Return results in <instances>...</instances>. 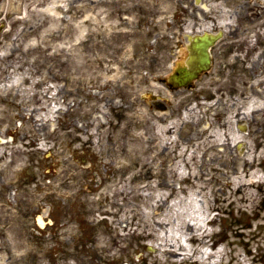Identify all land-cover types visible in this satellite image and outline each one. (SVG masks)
<instances>
[{
    "label": "rangeland",
    "instance_id": "1",
    "mask_svg": "<svg viewBox=\"0 0 264 264\" xmlns=\"http://www.w3.org/2000/svg\"><path fill=\"white\" fill-rule=\"evenodd\" d=\"M191 4L0 8V264H264V65L166 87Z\"/></svg>",
    "mask_w": 264,
    "mask_h": 264
},
{
    "label": "flooded vegetation",
    "instance_id": "2",
    "mask_svg": "<svg viewBox=\"0 0 264 264\" xmlns=\"http://www.w3.org/2000/svg\"><path fill=\"white\" fill-rule=\"evenodd\" d=\"M193 0L181 10L174 63L159 78L173 91L196 90L212 73L233 85L247 72L244 59L264 65V0ZM190 23L189 28L187 25ZM251 34V37H250ZM208 59L207 67L200 70ZM256 69H254V72Z\"/></svg>",
    "mask_w": 264,
    "mask_h": 264
},
{
    "label": "bare ground",
    "instance_id": "3",
    "mask_svg": "<svg viewBox=\"0 0 264 264\" xmlns=\"http://www.w3.org/2000/svg\"><path fill=\"white\" fill-rule=\"evenodd\" d=\"M13 2H14V0H8L7 2H6V0H0V8H6V7L10 6ZM51 109H53V106H51ZM238 137L241 138V134L240 133H236L232 137H231V135L229 136V138L232 141L237 140ZM206 222L208 223L209 222V219H207ZM160 223L161 224L157 225V227H162V222H160ZM172 224L173 223H168V226L169 227L167 229L171 228L172 227ZM211 232H213V231L211 230ZM207 233H209V231ZM207 233H205V234H207ZM213 250H214L213 252H210L211 249L210 250H208L207 248L206 249H202V253L203 254L205 253V255H208V256H215V260H214L213 263H216V262L218 263V262H220L222 260V255L220 256L219 253H217L218 252L217 249H213ZM181 254H183L185 256V251H181ZM197 263L198 264H206V260L204 258H200V259L197 260Z\"/></svg>",
    "mask_w": 264,
    "mask_h": 264
},
{
    "label": "water",
    "instance_id": "4",
    "mask_svg": "<svg viewBox=\"0 0 264 264\" xmlns=\"http://www.w3.org/2000/svg\"><path fill=\"white\" fill-rule=\"evenodd\" d=\"M205 64L203 65V67H201V68H205V67H207V62H208V59L207 58H204V61H203ZM223 264V263H222Z\"/></svg>",
    "mask_w": 264,
    "mask_h": 264
}]
</instances>
